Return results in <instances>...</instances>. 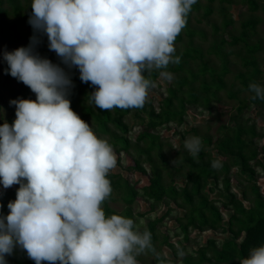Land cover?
I'll use <instances>...</instances> for the list:
<instances>
[{
	"label": "clouds",
	"instance_id": "9594fccd",
	"mask_svg": "<svg viewBox=\"0 0 264 264\" xmlns=\"http://www.w3.org/2000/svg\"><path fill=\"white\" fill-rule=\"evenodd\" d=\"M195 3L32 0L29 46L3 52L6 74L28 86L36 100H11L16 119L0 125V184L5 190L19 185L9 213L0 212V264H8L6 256L17 247L35 264H138L147 252L166 264L150 232L138 231L130 218L105 214L116 154L71 108L69 72L35 49L38 34H46L49 50L67 68H78L82 82L96 86L89 97L97 108H142L155 87L146 74L173 78L167 68L180 63L174 41ZM248 88L252 99L264 100V85L251 82ZM184 147L196 158L201 139H186ZM212 167L222 164L216 160ZM240 264H264V246L251 249Z\"/></svg>",
	"mask_w": 264,
	"mask_h": 264
},
{
	"label": "trees",
	"instance_id": "16d2710c",
	"mask_svg": "<svg viewBox=\"0 0 264 264\" xmlns=\"http://www.w3.org/2000/svg\"><path fill=\"white\" fill-rule=\"evenodd\" d=\"M231 1L208 0L201 4L196 0L186 26L174 41V56L180 57V63L170 64L167 68L173 78L170 81L158 78L159 72L155 70L146 74L154 81L155 87L149 89L142 108H113L108 111L97 108L89 97L96 86L82 82L79 69L67 68L57 54L49 50L47 35L38 34V37L44 36L37 49L40 56L65 68L71 76L74 84L68 96L71 108L90 125L98 138L109 142L119 155L117 162L121 163L122 153H131L135 149V156L127 168L148 176V183L139 187L122 172L111 170L107 178L112 192L102 204L105 214L130 218L138 231L150 232L155 251L166 264H176L175 256L179 251L185 253L181 259L183 264H240L241 259L249 256L251 249L264 246V190L258 183L264 176V124L256 122V118L264 119V100L252 99L254 94L248 88L251 82L264 85L261 78L264 74V34L259 35L260 18L254 13L260 6V0H241L250 12L245 13V19L239 14L237 20L227 10ZM31 2L0 0V63L5 50L11 52L29 46L34 34L28 23L32 14ZM217 2L221 7L218 13L221 21L218 23L208 18L213 15V4ZM205 21L211 24L212 29V41L206 48L196 42L209 40L208 32L197 25ZM234 66L240 67L235 73ZM231 73L233 78L228 76ZM7 76L11 82L12 76ZM159 79L163 83L158 82ZM18 83L19 88H12L16 99L36 100L35 93L28 86ZM243 91H247L249 96H242L240 93ZM224 98L234 101L232 109L235 108V112L230 114L228 123L219 126V134L214 138L206 122L223 113L217 112L215 104L222 103ZM251 106L256 109L254 116L246 118L245 110ZM189 110L198 116L207 113L209 117L203 123L194 122L198 124L187 128L185 122L189 118ZM14 120L10 119L12 123ZM172 135L178 136L175 147ZM188 135L201 139V151L196 158L184 147ZM169 150L174 151L173 157ZM218 155L222 158L219 159ZM216 160L222 167H212ZM233 167L237 168L239 180L247 185L241 190V195L231 187ZM180 173L182 175L176 177ZM210 179L214 182L207 188ZM220 185L226 198L217 201L210 197V193ZM18 188L19 185H13L6 191L0 189L3 193L0 195V204L3 205L0 212L3 215L10 211L6 198L13 195L16 199ZM138 198L146 202L148 208L135 213L133 205ZM112 200L123 201L125 207L116 210L109 204ZM169 201L183 209L170 222L172 209H168ZM160 204L168 205L164 213L156 217L149 214L145 224L138 228L142 217L155 211ZM193 230L199 233L208 231L212 235L197 243L190 236ZM220 233L224 238L216 236ZM172 235L179 237L178 242H183L182 246L175 247ZM164 245L171 248V254L164 256L158 251ZM149 253L155 256L153 264H159L157 256ZM6 260L8 264H35L26 250L20 247L6 256ZM137 260L138 264H144L141 255Z\"/></svg>",
	"mask_w": 264,
	"mask_h": 264
},
{
	"label": "rangeland",
	"instance_id": "374dc122",
	"mask_svg": "<svg viewBox=\"0 0 264 264\" xmlns=\"http://www.w3.org/2000/svg\"><path fill=\"white\" fill-rule=\"evenodd\" d=\"M200 1H201V4H206L208 0H200ZM218 5H219L218 2L213 4L214 13H213V15L208 17L212 22L215 21L216 23L221 21V17H220V15H218L221 7ZM227 6H228L227 10L231 13V15L233 16V18L235 20L238 19L239 14H240V17L243 19H245L247 17V15H245V13H247L249 11V8L247 5L243 4L241 0H232L230 3L227 4ZM263 6H264V1L260 0L259 8L257 10H255V12H254L260 18V21L258 24L260 36H262V34H264V10H263ZM202 13H203V11L200 12V14H202ZM197 25L199 28H202L208 32V37H209L208 39L209 40H207L206 42L196 40L197 43L203 44V46L206 48L211 44V41H212L211 24L210 23L208 24L207 21H205L203 23H200V25L199 24H197ZM43 38H44V36L39 37L40 43L36 45V49H35L36 51L39 48L40 44L42 43ZM1 58H2V61H1L2 63H0V109H2V110H0V114H1V121L0 122H1V124H3L5 121H7L11 125L12 122L10 121V119L11 120L16 119V116H15L16 109H15V105H10L9 102L11 100H16V98L14 96V92L12 91V88H19V83H18V80L14 77H12L11 82H8V78H7L8 74H6V71H5L8 68V65H7V62L3 59V54L1 56ZM213 59H215V58H213ZM239 68L240 67L234 66L233 67L234 73L236 71H238ZM262 68H264V62L262 63ZM228 76H229V78H233V73H231ZM158 78H161V77H158ZM261 78H262V82L264 83V74L261 75ZM158 82L163 83V80L159 79ZM240 94L242 96H246V95L249 96L247 91H243ZM20 99H22V98H20ZM233 105H234V101L228 100L226 98H224V101L222 103L215 104V108H216L217 112L223 111V113L221 115L217 114L216 118L214 120L209 119L210 121L208 120L206 122V123H208V125L210 127L209 133L211 135H213L214 138H215V136H217L219 134L218 133L219 126L221 124L228 123L230 120V118H229L230 114L232 115V113L235 112V108L232 109ZM189 111H190L189 118L185 122V127H187V128H190L193 124H198V123H194V122L203 123L204 120H206L209 117V114H207V113L204 115L199 114V116H198L194 111H191V110H189ZM245 111H246V118H248L250 116H254V112L256 111V109H255V106H251L250 108L246 109ZM262 120H264V119H261V118L257 119L256 118V122H258V124H264V121H262ZM206 123H204V124H206ZM163 132H166L165 129L163 130ZM171 137H172L171 141L173 142L174 147H175L177 145L178 136L172 135ZM191 137L192 136L188 135L186 138L189 139ZM102 139H104V138H102ZM213 150L214 149H212V151ZM114 153L116 154L117 161H118L119 155L116 152H114ZM168 153L170 154L171 157H173V153H174L173 150H169ZM134 156H135V149H132L131 153H122L121 154V163L117 162V166L112 170L122 172V174L124 176L129 177L131 182H136V184L139 187H142L144 184L148 183V181H149L148 176L144 173L139 172V171H135V170L127 168L129 166V164L131 163ZM218 158L221 159L222 156L218 155ZM172 164H175V162L173 161ZM236 170H237V168H235V167H233L231 169V174H230L231 187H232L233 191H235L237 194L241 195V190L244 189L247 185L244 184L245 183L244 181L239 180V178L237 177V174H236ZM181 175H182L181 173L177 174L176 177L179 178ZM213 182H214V180L210 179V184H208L207 188H209V186H211L213 184ZM258 183L260 184L261 189L264 190V176L260 177V179L258 180ZM0 189L5 190L3 188L2 184H0ZM221 190L222 189H221V185H220L217 189H215L213 192L210 193V197L217 200V201L221 200L220 198H226L225 193ZM14 200L15 199H14L13 195H10L9 197L6 198V201L8 203H9V201H14ZM169 202H171V201H169ZM109 204L118 211L122 210L125 207L124 202L121 200H112V201H109ZM247 204H249V203L247 202ZM167 206L168 205H166V204H160V206H158L155 211L149 212L147 215L143 216L141 222H139V224H138L139 225L138 228H140L141 225L145 224V222L148 220L147 216L149 214L152 215L153 217H156V216L162 214V212L164 213V211L167 209ZM133 208H134L135 213L144 212L148 208V204L146 202L142 201V199L138 198L137 202L133 205ZM169 208L172 209V211H170L171 217L169 219V222L174 219V216L179 215L183 212V209L178 207L174 202L170 203V207H168V209ZM169 227H170V225H169ZM210 235H212V233H209L208 231H207V233L206 232L199 233L198 230H193L190 236L192 237L193 240H196V242L198 243V242H204V240H205L204 238L207 236H210ZM216 236L220 237V239L224 238V235H222L221 233L217 234ZM178 239H179V237H177L176 235H172V241L174 242V245L176 248H179L183 244V242H178ZM197 243H195L194 246ZM188 250L191 251L190 248H188ZM158 251H160V253L163 254L164 256L171 254V248L168 246H165V245L160 246L158 248ZM141 257L143 259L144 264H153L155 261V256L150 254L149 252H147L146 254H142ZM182 258H183V256L181 257L177 254V256H175L176 264H183L181 261ZM57 264H58V262H57Z\"/></svg>",
	"mask_w": 264,
	"mask_h": 264
}]
</instances>
